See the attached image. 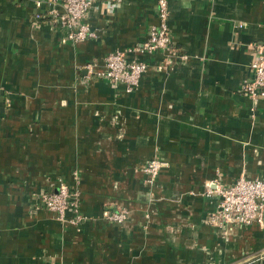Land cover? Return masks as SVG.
<instances>
[{
  "label": "crops",
  "instance_id": "0c3cea01",
  "mask_svg": "<svg viewBox=\"0 0 264 264\" xmlns=\"http://www.w3.org/2000/svg\"><path fill=\"white\" fill-rule=\"evenodd\" d=\"M35 1L0 0V264H264V226L210 220L216 189L264 178V101L241 89L264 0H169L171 46L138 54L130 93L87 64L145 42L158 0H99L77 43ZM60 182L80 190L77 225L39 203Z\"/></svg>",
  "mask_w": 264,
  "mask_h": 264
},
{
  "label": "built area",
  "instance_id": "2783aa9c",
  "mask_svg": "<svg viewBox=\"0 0 264 264\" xmlns=\"http://www.w3.org/2000/svg\"><path fill=\"white\" fill-rule=\"evenodd\" d=\"M35 5L38 8L46 7L47 13L63 26L66 30L64 42L77 43L97 37V31L88 22V17L91 11L97 9L99 0H36ZM169 13V0H158V23L151 26L145 42L127 50L117 49L109 53L102 66L87 64V78L96 76L108 80L116 87L122 85L126 92L135 91L148 70L147 62L140 60L138 54L166 50L171 46ZM41 19L42 13L39 12L32 25L37 27ZM250 68L251 77L244 81L242 92L254 101H264V42L256 45V57ZM164 165L165 162L158 157L148 162L144 171L149 187L155 185ZM215 191L222 200L219 208L210 216L213 224L264 226V178L242 176L233 185ZM209 192L212 193L213 190L209 189ZM37 197L40 205L53 212L61 222L77 225L86 218L81 213L80 190L71 189L65 182H60L56 190L38 193ZM69 213L73 215L72 218L68 217ZM128 216L129 210L126 208L104 211L106 220L119 224H123Z\"/></svg>",
  "mask_w": 264,
  "mask_h": 264
}]
</instances>
